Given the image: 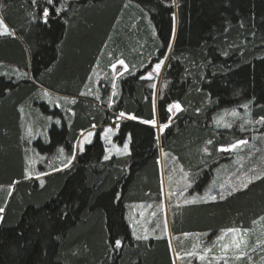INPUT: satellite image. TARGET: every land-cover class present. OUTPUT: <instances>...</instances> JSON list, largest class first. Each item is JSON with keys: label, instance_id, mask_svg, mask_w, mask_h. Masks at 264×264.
I'll return each mask as SVG.
<instances>
[{"label": "trees", "instance_id": "1", "mask_svg": "<svg viewBox=\"0 0 264 264\" xmlns=\"http://www.w3.org/2000/svg\"><path fill=\"white\" fill-rule=\"evenodd\" d=\"M53 2L45 23L33 0H0L11 31L0 36V264H173L166 237L137 239L129 227L127 206L161 198L156 131L141 121L168 125L160 140L166 170L172 159L189 174V193L202 194L232 159L220 150L245 135L214 128L216 114L247 105L264 133V0ZM118 58L130 72L116 81L111 105L108 83L99 100L82 97L98 63ZM160 61L155 104L148 75ZM42 91L71 101L59 109ZM26 120L38 129L29 144ZM114 124L113 142H128V153L105 159L100 131ZM59 150L74 157L67 169L40 165V180L27 177L30 156ZM262 216L264 176L224 200L177 207L171 231L211 238Z\"/></svg>", "mask_w": 264, "mask_h": 264}, {"label": "rangeland", "instance_id": "2", "mask_svg": "<svg viewBox=\"0 0 264 264\" xmlns=\"http://www.w3.org/2000/svg\"><path fill=\"white\" fill-rule=\"evenodd\" d=\"M42 9V12L44 8ZM62 11V7L56 14ZM42 18L43 17L42 15ZM0 36L11 34V31L0 18ZM111 59V58H110ZM110 59L103 63H98L96 69L93 70L90 81L83 89L81 95L87 99L101 98V92L105 85L110 84V97L108 105H111V100L115 96L116 81L123 77L128 71L127 62L122 58L116 59L109 65ZM119 61H123L121 64ZM115 65V69L113 68ZM165 62L161 65L158 72L152 71L151 78L155 80L153 84V98L155 104L157 101V94L160 86L161 76ZM108 66V67H107ZM19 71H15L17 75ZM104 87H103V86ZM103 87V88H102ZM47 93V95H45ZM42 100L48 102L59 109L70 103V99L42 91ZM179 110L175 107L171 108V116L173 117ZM235 112V115H233ZM122 117H119L121 119ZM126 119V118H123ZM155 125L151 126L156 131L157 147L159 153L160 166V182H161V198L159 203H136L127 206V217L130 219L131 226L134 233L140 239H147L151 237H166L171 252L173 264H261L264 260L260 259V254L263 252L264 258V216L252 223L249 229L232 228L237 231L231 232L223 230L215 236L208 238L209 234H201L197 232L190 233H172V210L179 206L194 204V203H208L214 201H221L227 197L244 190V185H249L252 182L264 176V133H258L257 129L260 123L252 122L249 119L248 108L243 106L240 109L229 111H221L212 119V126L216 129H236L243 135V141L246 144H232L237 145L235 148H225L220 150L226 153V156H231V161L217 167L219 173L215 174L212 181L204 189L200 195H191L189 192L194 184L190 180L189 174L185 169L174 162L172 159L167 160V169L165 164V157L161 149V135L162 131L160 125L155 118ZM30 122L28 120L25 121ZM24 128L27 143L35 140L38 137L37 130L34 131V126L30 123ZM117 124V123H116ZM110 125L100 131L101 142L105 147V156L120 157L128 153L123 147L116 146L113 142V134L117 125ZM110 130V131H106ZM95 130L87 131L79 136L75 144V154L82 151L83 146L89 144L93 139ZM91 133V135H89ZM29 144V143H28ZM128 145V142H127ZM29 150V148H28ZM221 154V153H220ZM32 157V158H31ZM30 156L28 162L27 177L29 179L40 180L38 177V167L42 169H57L58 171L67 169L73 158L67 157L62 151H58L52 157L43 158ZM43 171V170H42ZM52 171V170H51ZM168 171V172H167ZM256 177H259L258 179ZM235 189V191H233ZM223 196V199H221ZM215 197V199H212ZM186 201H194L186 203ZM127 221V220H126ZM239 245L237 247L236 245ZM259 257V258H256ZM256 259V260H255Z\"/></svg>", "mask_w": 264, "mask_h": 264}, {"label": "snow or ice", "instance_id": "3", "mask_svg": "<svg viewBox=\"0 0 264 264\" xmlns=\"http://www.w3.org/2000/svg\"><path fill=\"white\" fill-rule=\"evenodd\" d=\"M33 3H35V0H33ZM47 3L51 5L53 3V0H47ZM57 12H59V9H57ZM48 16H49V9L44 8L43 17L47 18ZM46 22H47V20L45 19V23ZM0 24H2V22H0ZM6 32H7V30L5 29L4 33H0V34H5ZM119 63L123 64L124 62L119 61ZM162 64H163V61H160L159 63L155 64L154 71L158 72L160 70ZM113 68L115 69V65H113ZM148 78H151V73H149ZM45 95H47V93H45ZM73 103H74V101H73ZM173 107H175L178 110L180 109L179 104H174V105L169 106V110H171V108H173ZM245 107H247V105H245ZM125 115L126 114L124 112H121L119 114V117H124ZM233 115H235V112H233ZM119 117H118V119H119ZM127 118L132 119V120L137 119V117H135L134 115H128ZM141 122L145 123V124H153V125H155V123H156L155 120H152V121L143 120ZM261 122H264V118H261ZM166 127H168L167 124H161L160 125L161 131ZM106 131H110V130H106ZM89 135H91V133H89ZM209 143H211V141H209ZM246 143H247V141H243V140L238 141V144H246ZM127 147H128V145H127V143H125V145H124L125 150H127ZM230 147L235 148V147H237V145H231ZM221 150H226V149H221ZM105 159H107V157H105ZM256 178L258 179L259 177H256ZM41 184H43V181H41ZM244 187H247V185H244ZM233 191H235V189H233ZM212 199H215V197H212ZM221 199H223V196H221ZM191 202H194V201H186V203H191ZM0 211H2V209H0ZM228 231L235 232L237 230L236 229H229ZM115 243H116V246L119 247L121 242L119 240H117ZM236 246L239 247L238 244Z\"/></svg>", "mask_w": 264, "mask_h": 264}, {"label": "flooded vegetation", "instance_id": "4", "mask_svg": "<svg viewBox=\"0 0 264 264\" xmlns=\"http://www.w3.org/2000/svg\"><path fill=\"white\" fill-rule=\"evenodd\" d=\"M34 5L38 6H42L40 8H48L49 10L53 8L54 2L50 5L47 3V0H35V3H33ZM59 10L61 9V7L58 8ZM54 15H56V11L54 12ZM46 20L49 19V16L47 18H44Z\"/></svg>", "mask_w": 264, "mask_h": 264}, {"label": "crops", "instance_id": "5", "mask_svg": "<svg viewBox=\"0 0 264 264\" xmlns=\"http://www.w3.org/2000/svg\"><path fill=\"white\" fill-rule=\"evenodd\" d=\"M128 221H129V218H128ZM127 221V222H128ZM129 227H130V230H131V233H132V235L135 237V238H137V239H140V238H138L137 236H136V234L134 233V229H133V227L131 226V224H130V222H129ZM148 240L150 239V238H147ZM146 239V240H147ZM145 240V239H144Z\"/></svg>", "mask_w": 264, "mask_h": 264}, {"label": "water", "instance_id": "6", "mask_svg": "<svg viewBox=\"0 0 264 264\" xmlns=\"http://www.w3.org/2000/svg\"><path fill=\"white\" fill-rule=\"evenodd\" d=\"M176 24H177V22H176ZM176 24H175V29H174V36H175V33H176ZM174 36H173L172 43H173V41H174Z\"/></svg>", "mask_w": 264, "mask_h": 264}, {"label": "bare ground", "instance_id": "7", "mask_svg": "<svg viewBox=\"0 0 264 264\" xmlns=\"http://www.w3.org/2000/svg\"><path fill=\"white\" fill-rule=\"evenodd\" d=\"M59 127V126H58Z\"/></svg>", "mask_w": 264, "mask_h": 264}]
</instances>
